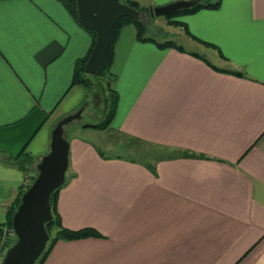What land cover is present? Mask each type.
Listing matches in <instances>:
<instances>
[{
	"label": "crops",
	"instance_id": "1",
	"mask_svg": "<svg viewBox=\"0 0 264 264\" xmlns=\"http://www.w3.org/2000/svg\"><path fill=\"white\" fill-rule=\"evenodd\" d=\"M177 1L194 0L152 6ZM179 21L183 51L123 28L107 129L174 154L108 156L95 124L82 126L58 211L67 229L102 237L59 241L44 264H264V0H222ZM92 44L57 0L0 1L1 153L26 149L36 165L49 154L57 124L88 105L72 80ZM4 160L0 228L26 183Z\"/></svg>",
	"mask_w": 264,
	"mask_h": 264
},
{
	"label": "water",
	"instance_id": "2",
	"mask_svg": "<svg viewBox=\"0 0 264 264\" xmlns=\"http://www.w3.org/2000/svg\"><path fill=\"white\" fill-rule=\"evenodd\" d=\"M82 24L95 33V44L86 62L87 74L102 77L111 63L112 33L123 18L140 20L141 12L122 0H76ZM191 1H177L157 7L149 15L166 17L193 7ZM82 111L61 120L52 133L50 152L37 165V176L23 194L13 216L16 242L2 264H36L44 253L50 236L46 225L53 220L52 195L66 182L69 169L70 143L65 127L80 120Z\"/></svg>",
	"mask_w": 264,
	"mask_h": 264
},
{
	"label": "trees",
	"instance_id": "3",
	"mask_svg": "<svg viewBox=\"0 0 264 264\" xmlns=\"http://www.w3.org/2000/svg\"><path fill=\"white\" fill-rule=\"evenodd\" d=\"M57 1L68 11V13L73 17V19L83 29H85L93 38V44L89 53L84 58H81L76 62L74 76L72 80L73 86L82 85L85 88H91L93 87V79L90 78V76L92 75L86 73L85 65L95 44V33L89 30L88 28H86L80 21L78 16V7L76 0H57ZM122 2L129 5L130 7L142 11V8L137 0H122ZM193 3H194L193 7L189 9L177 11L173 15L166 16L165 19H167L175 27H183L185 31L190 35L187 26L180 21H176L175 19L185 15L195 14L201 10H218L221 7L222 0H194ZM143 11L148 12V9H144ZM128 25L135 26L137 30V39L140 42L154 43L160 49L173 48L179 51H183L182 46H179L173 40H165L164 42H160L154 36H151L149 27L141 20H134L128 17L123 18L117 24V26L115 27L112 33L111 63L109 68L102 77L92 76L93 78L101 79L103 81L105 80V78L107 77L109 78V80L106 82L109 91V98L105 100V103L108 104V108H107L108 113L106 115L105 120L102 123L90 125L87 127H92L99 130H106L110 127L111 123L115 118L119 97L117 92L112 88V85L116 80V76L112 73L111 70L113 65L116 43L120 37L123 28H125ZM204 45L208 46L209 44L204 43ZM214 68L224 73H231L239 77L242 76V73L240 72L223 70L216 67ZM0 156L5 158L4 160L5 163L19 169L25 175V180H26V183L20 188L19 193L14 199V201L7 208L6 222L0 228V251H1L2 249H7V250L10 249L12 245L16 242V236L14 234L13 225H12L13 216L21 203V198L23 194L31 186V184L34 182L37 176V165L35 169L33 167L35 163V159L30 154L26 153V149H24L23 151H21L19 154L16 155H9L0 152ZM178 157L189 158L196 156L188 152H181L176 156L174 155L173 158H178ZM149 168L151 167L149 166ZM68 180L69 177L66 178L65 184L52 195L51 205H52L53 220L46 225V229L48 231L50 239L44 253L36 262V264H44L49 254L51 253V251L59 241H74V240L86 239L91 237L93 238L102 237L97 231L93 229H83L79 231H73L67 229L63 225L60 213L58 211V199L61 189L68 183ZM12 238L14 239L12 242H10L9 239L12 240Z\"/></svg>",
	"mask_w": 264,
	"mask_h": 264
},
{
	"label": "rangeland",
	"instance_id": "4",
	"mask_svg": "<svg viewBox=\"0 0 264 264\" xmlns=\"http://www.w3.org/2000/svg\"><path fill=\"white\" fill-rule=\"evenodd\" d=\"M137 1L140 2L139 4L142 8V11H140V20L149 27L151 36H154L160 42L173 40L181 46L182 41L179 39V36H181V32H184L182 28L175 27L167 19H165V17L149 15L151 10L157 8V6L153 7L152 5H154L155 2L163 3L164 0ZM144 9H148V12L143 11ZM179 18L180 17L175 20L179 21ZM90 78L93 79V87L85 88V101L88 102V105L87 107L82 105L77 111L79 112L83 110L81 119L76 120L65 127V137L68 142H70L75 136L82 138L86 137L82 131V126L85 124H100L105 120L108 113V104L105 103V100L109 98V91L106 84L109 78H105L104 81L93 78L92 76H90ZM98 134L99 135L97 137L93 138V141L99 147L100 151L108 156H122L149 163L150 161H153L152 159L156 156L174 154L171 151L127 138L115 131L100 130ZM35 165L36 164L34 163L33 167L36 169ZM66 176H68V172ZM13 239L14 238H12V240L9 239L10 242H12Z\"/></svg>",
	"mask_w": 264,
	"mask_h": 264
},
{
	"label": "built area",
	"instance_id": "5",
	"mask_svg": "<svg viewBox=\"0 0 264 264\" xmlns=\"http://www.w3.org/2000/svg\"><path fill=\"white\" fill-rule=\"evenodd\" d=\"M8 250H9V249H8ZM8 250H7V249H2V250L0 251V252H1V253H0V264L3 263V260H4L5 256H6Z\"/></svg>",
	"mask_w": 264,
	"mask_h": 264
},
{
	"label": "flooded vegetation",
	"instance_id": "6",
	"mask_svg": "<svg viewBox=\"0 0 264 264\" xmlns=\"http://www.w3.org/2000/svg\"><path fill=\"white\" fill-rule=\"evenodd\" d=\"M125 4V3H124Z\"/></svg>",
	"mask_w": 264,
	"mask_h": 264
}]
</instances>
